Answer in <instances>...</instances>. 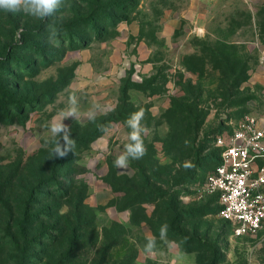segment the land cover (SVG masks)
I'll list each match as a JSON object with an SVG mask.
<instances>
[{"label": "rangeland", "instance_id": "1", "mask_svg": "<svg viewBox=\"0 0 264 264\" xmlns=\"http://www.w3.org/2000/svg\"><path fill=\"white\" fill-rule=\"evenodd\" d=\"M262 57L264 0L0 11V264L23 244L24 264H264V231L234 237L204 190L217 136L264 114ZM72 96V150L53 155ZM135 112L145 153L117 168Z\"/></svg>", "mask_w": 264, "mask_h": 264}, {"label": "built area", "instance_id": "2", "mask_svg": "<svg viewBox=\"0 0 264 264\" xmlns=\"http://www.w3.org/2000/svg\"><path fill=\"white\" fill-rule=\"evenodd\" d=\"M264 72V58H261ZM221 163L205 178L204 190L217 197L219 218L234 237L264 231V114L247 115L217 136Z\"/></svg>", "mask_w": 264, "mask_h": 264}, {"label": "clouds", "instance_id": "3", "mask_svg": "<svg viewBox=\"0 0 264 264\" xmlns=\"http://www.w3.org/2000/svg\"><path fill=\"white\" fill-rule=\"evenodd\" d=\"M61 4V0H0V11L5 12H23L27 15L45 19L54 15ZM101 106L93 104L87 111L86 115L89 120H94L96 112ZM79 115L78 101L72 96L69 99V107L62 114V118L59 121H52L48 124V130L52 137L55 138V147L53 149V155L63 156L67 151L72 150L70 129L63 123L64 118L75 117ZM142 112H135L131 114L126 121L127 126L131 129L129 139L131 143L125 146V152L119 156L114 165L117 168L127 167L129 159H140L144 153L145 148L140 138V121L142 119ZM63 139V146L60 140ZM166 225L161 229V235H164L166 231ZM149 248L152 247V243H149Z\"/></svg>", "mask_w": 264, "mask_h": 264}, {"label": "trees", "instance_id": "4", "mask_svg": "<svg viewBox=\"0 0 264 264\" xmlns=\"http://www.w3.org/2000/svg\"><path fill=\"white\" fill-rule=\"evenodd\" d=\"M69 25L72 26V27H74L75 26V23L74 22H70ZM17 108H19V107H17ZM19 254L20 255H19V262H18V264H24L25 257H26V244H23V246L20 249Z\"/></svg>", "mask_w": 264, "mask_h": 264}, {"label": "crops", "instance_id": "5", "mask_svg": "<svg viewBox=\"0 0 264 264\" xmlns=\"http://www.w3.org/2000/svg\"><path fill=\"white\" fill-rule=\"evenodd\" d=\"M116 128H118V127H116ZM119 130H120V128L117 129V133L119 132ZM114 210H115L116 213H118V210L116 208H114ZM179 251H180L179 247L175 246V253L177 254V253H179Z\"/></svg>", "mask_w": 264, "mask_h": 264}]
</instances>
